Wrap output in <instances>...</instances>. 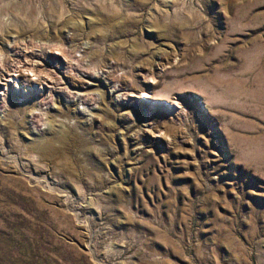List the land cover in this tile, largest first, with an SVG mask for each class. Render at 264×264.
<instances>
[{
  "label": "rangeland",
  "instance_id": "obj_1",
  "mask_svg": "<svg viewBox=\"0 0 264 264\" xmlns=\"http://www.w3.org/2000/svg\"><path fill=\"white\" fill-rule=\"evenodd\" d=\"M0 264H264V0H0Z\"/></svg>",
  "mask_w": 264,
  "mask_h": 264
},
{
  "label": "bare ground",
  "instance_id": "obj_2",
  "mask_svg": "<svg viewBox=\"0 0 264 264\" xmlns=\"http://www.w3.org/2000/svg\"><path fill=\"white\" fill-rule=\"evenodd\" d=\"M74 36V35H73ZM75 38V37H74ZM90 47V46H89ZM89 49V48H88ZM86 51V50H85ZM57 52V51H56ZM32 53V52H31ZM49 52H47V54H48ZM53 54V53H52ZM62 55V54H61ZM53 56V55H52ZM55 56V60L57 59V55H54ZM87 56V55H86ZM33 57V56H32ZM48 57V56H47ZM61 57V56H60ZM49 58V57H48ZM51 58V57H50ZM88 58H89V56H88ZM59 59V58H58ZM68 59V58H67ZM92 59V58H91ZM54 60V61H55ZM63 60V59H62ZM51 61H52V59H51ZM57 61H59V60H57ZM32 63V62H31ZM61 64V63H60ZM34 64H31V67H30V69H29V64H25L24 63V65L22 66V68H19V69H17L16 71H14V74L12 75V76H10V81H9V83L10 82H12V83H14L15 84V87L18 89L16 92L17 93H21L22 91H21V89H24V88H27L28 87V84H35V83H38V82H36V81H39V80H37V77L35 76V74H34V76H33V74H30L32 71H34V66H33ZM58 65V64H57ZM71 65V64H70ZM94 65V64H93ZM40 66V65H39ZM68 67V66H67ZM37 68V67H36ZM41 68V67H40ZM38 70V69H37ZM43 71V70H42ZM28 72H30V73H28ZM41 72V71H40ZM28 73V74H27ZM35 73H36V70H35ZM38 73V72H37ZM36 73V74H37ZM70 75V74H69ZM31 76V77H30ZM63 77H64V79H66V81L68 82V84H70L71 85V87H73V88H75V87H78V88H81V86H85V85H88V82H79L78 80H75L72 76H67V75H63ZM39 78V77H38ZM100 77L99 78H95V79H90V84L88 85V86H91V84L92 83H97V84H100ZM51 80V79H50ZM46 81H48V80H46ZM52 81H54V80H52ZM43 82H44V80H43ZM66 82V83H67ZM5 83H7V82H5ZM40 83V82H39ZM38 83V84H39ZM4 84V83H3ZM56 84V83H55ZM97 84H93V85H97ZM21 85V86H20ZM43 85H45V84H43ZM80 85V86H79ZM87 86V87H88ZM32 87V86H31ZM59 87V86H58ZM99 87V86H98ZM32 89V88H31ZM45 89H47V90H51L52 89V86L50 85V84H46L45 85ZM62 89V88H61ZM96 89H97V87H96ZM6 90L7 91H9L10 90V85L8 84L7 85V88H6ZM44 91V90H43ZM45 92H46V90H45ZM52 92V91H51ZM4 94H5V92H4ZM49 94V93H48ZM45 95V94H44ZM141 98H146L147 97V95H141L140 96ZM62 123V122H61ZM37 140V139H36ZM33 141H34V138H33ZM32 141V142H33ZM37 142H39V141H36V142H33L32 144L34 145V146H38L39 144L37 143ZM44 148H52V146H51V142H49V141H47V142H45V144H44Z\"/></svg>",
  "mask_w": 264,
  "mask_h": 264
}]
</instances>
